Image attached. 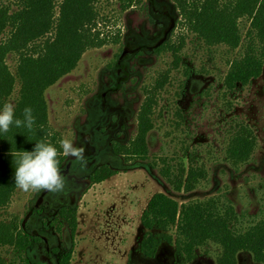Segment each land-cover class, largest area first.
<instances>
[{"label": "rangeland", "instance_id": "374dc122", "mask_svg": "<svg viewBox=\"0 0 264 264\" xmlns=\"http://www.w3.org/2000/svg\"><path fill=\"white\" fill-rule=\"evenodd\" d=\"M61 1L55 0L56 14ZM0 6L15 11L17 0H0ZM95 8L100 16L95 29L108 43L87 50L77 67L44 93L50 128L60 140L84 149L87 167L81 170L65 156L62 194L16 189L0 209V223L24 222L41 242L21 255L0 247V257L6 264H57L71 250L70 264H217L221 248L213 243L198 248L190 263L166 243H160L153 259L145 258L140 219L155 194L180 205L215 199L232 209L238 232L264 219V66L247 86L229 90L224 83L232 63L245 54L250 21L238 20L242 41L232 49L205 44L181 23L174 0H137L131 7L125 1L99 0ZM171 21L174 27L164 43L175 52L157 54L155 46ZM5 63L15 75L18 56L7 55ZM162 82L146 159L117 156L114 147L136 136L144 90ZM19 89L17 81L6 101L14 108ZM247 132L252 151L247 161L235 163L228 149L234 137ZM101 166L115 175L91 185L89 176ZM190 170L199 174L190 192L184 185L175 190L163 175L185 183ZM63 206L77 210L73 239L66 226L57 231L53 224ZM237 264L257 263L239 253Z\"/></svg>", "mask_w": 264, "mask_h": 264}, {"label": "trees", "instance_id": "16d2710c", "mask_svg": "<svg viewBox=\"0 0 264 264\" xmlns=\"http://www.w3.org/2000/svg\"><path fill=\"white\" fill-rule=\"evenodd\" d=\"M99 0H62L56 14L55 0H17V9L0 6V110L19 82L15 118L23 119L26 107L32 109L35 123L32 130L13 125L9 132H0V209L9 205L16 191L14 173L22 151H32L36 142L51 143L61 151L60 170L65 156L58 134L47 120L45 91L71 73L83 54L108 43L106 36L95 29L100 21L96 4ZM125 1L131 7L137 0ZM182 24L209 46L239 47L242 38L237 22L246 17L250 30L244 56L234 61L225 77L229 90L247 86L260 77L264 66V0H174ZM175 52L169 42L155 50ZM18 56L16 74L5 63L7 55ZM164 82L145 89V100L137 116V133L128 144H117L114 153L125 159H146L147 136L152 130V109ZM252 151L249 132L234 137L228 149L230 160L247 161ZM115 171L108 166L95 169L89 176L91 185L100 184ZM163 175L173 188L192 191L199 175L188 172L185 183ZM39 211L37 212V214ZM77 210L63 206L53 219L57 231L66 226L71 239L77 230ZM236 216L215 199L206 202L178 204L164 194H155L147 203L140 223L144 236L140 252L147 259L156 256L160 243L172 245L185 263L194 259L198 248L213 243L221 248L217 264H237L239 253H248L257 264H264V219L243 232L235 229ZM156 232V234L154 233ZM41 242L29 234L23 223L12 220L0 223V247H10L21 255ZM72 251L61 255L57 264H70ZM0 264H6L0 257Z\"/></svg>", "mask_w": 264, "mask_h": 264}, {"label": "clouds", "instance_id": "9594fccd", "mask_svg": "<svg viewBox=\"0 0 264 264\" xmlns=\"http://www.w3.org/2000/svg\"><path fill=\"white\" fill-rule=\"evenodd\" d=\"M35 118L32 109L26 107L23 119L15 118L14 105L5 102L0 110V132L7 133L11 127H26L32 130ZM62 154L72 157L80 165L81 170L86 169L87 160L82 147L74 146L69 139L59 141ZM61 151L51 143L36 142L32 151H22L16 161L14 180L15 186L24 192L46 191L52 194H62L66 188V179L61 174L59 156Z\"/></svg>", "mask_w": 264, "mask_h": 264}, {"label": "water", "instance_id": "95a60500", "mask_svg": "<svg viewBox=\"0 0 264 264\" xmlns=\"http://www.w3.org/2000/svg\"><path fill=\"white\" fill-rule=\"evenodd\" d=\"M173 27H174V24H173V22L171 21V24H170V26L165 30L162 39L156 44L155 47L158 48V47H160V46L165 42L168 33L173 29ZM125 52H126V51H124V52L122 53L121 57H123V55L125 54ZM23 226H24V222H23Z\"/></svg>", "mask_w": 264, "mask_h": 264}]
</instances>
